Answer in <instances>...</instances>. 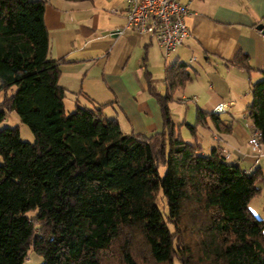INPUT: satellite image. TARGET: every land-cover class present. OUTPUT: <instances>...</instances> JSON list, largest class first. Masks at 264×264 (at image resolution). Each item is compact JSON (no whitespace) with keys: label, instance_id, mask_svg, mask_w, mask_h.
<instances>
[{"label":"trees","instance_id":"trees-1","mask_svg":"<svg viewBox=\"0 0 264 264\" xmlns=\"http://www.w3.org/2000/svg\"><path fill=\"white\" fill-rule=\"evenodd\" d=\"M46 6L0 0V85L16 87L0 104V124L16 112L35 137L0 131V264H24L31 249L44 264H142L140 249L153 264H264V221L249 208L264 174H247L217 148L203 154L197 129L208 117L230 130L218 115L198 110L196 125L186 124L193 142L172 119L175 92L192 80L188 66H167L164 95L146 72L164 120L154 135L125 134L101 109L67 114ZM233 65L252 69L247 54ZM251 95L248 117L264 144V75Z\"/></svg>","mask_w":264,"mask_h":264},{"label":"crops","instance_id":"crops-1","mask_svg":"<svg viewBox=\"0 0 264 264\" xmlns=\"http://www.w3.org/2000/svg\"><path fill=\"white\" fill-rule=\"evenodd\" d=\"M184 2L193 13L186 19L191 35L166 60L150 34L140 35L128 27V0H47L48 57L59 63L65 107L69 102L75 109H101L103 117L116 119L125 134L154 135L163 130L164 120L148 90L146 72L164 95L167 66L184 63L192 80L175 92L173 101L178 96L180 102L193 98L197 109L208 114L220 104L228 106L218 116L230 130L217 131L208 117L202 125L208 141L197 133L203 154L210 155L217 148L247 174L257 170L264 174V144L256 151L248 143L256 131L248 117L251 86L264 75V35L257 30L258 25H264V0ZM238 53L249 56L251 71L233 65ZM157 72L164 74V79L158 81ZM186 124L183 120L178 125L181 132ZM192 139L185 140L196 141ZM257 186L261 193L249 208L264 221V180Z\"/></svg>","mask_w":264,"mask_h":264},{"label":"built area","instance_id":"built-area-1","mask_svg":"<svg viewBox=\"0 0 264 264\" xmlns=\"http://www.w3.org/2000/svg\"><path fill=\"white\" fill-rule=\"evenodd\" d=\"M127 25L138 34H150L162 48L165 59L181 47L190 37L186 19L193 15L184 0H128ZM228 110L220 104L213 114L220 115ZM256 151L262 147V134L255 131L248 140Z\"/></svg>","mask_w":264,"mask_h":264},{"label":"rangeland","instance_id":"rangeland-1","mask_svg":"<svg viewBox=\"0 0 264 264\" xmlns=\"http://www.w3.org/2000/svg\"><path fill=\"white\" fill-rule=\"evenodd\" d=\"M161 74L160 72H157L155 76L158 81H160L162 78L164 79V74L162 75ZM158 86L161 87L160 89L162 90L161 84H159ZM15 91H16V87H13L5 92L1 90V85H0V104L4 101L6 97L12 96ZM178 99L179 96L176 97V100L171 103V112L174 123H176L178 126L180 123L183 122V120H185L187 124L193 126L196 125L198 109L195 106L194 101L192 100L193 98H187L186 100L181 102L178 101ZM72 107L73 106L68 102L66 108L67 114H71L76 110L75 108ZM15 127H20L21 141L28 143L35 142V137L31 132L30 128L22 123L17 113L16 112L8 113L6 119L0 124V131L5 128H15ZM182 128L183 130L181 134L183 135L184 139H192L190 130L186 127V125ZM197 133L199 138H201V140L204 139L205 141H208L206 137L208 133L202 128V126H198ZM164 173H165V169H161V174L164 175ZM158 205L163 213L167 212V209L165 208V202L163 199L159 198ZM34 215L35 214L33 212L29 214V216L31 217H33ZM184 237L189 239L188 234H186L185 232H184ZM137 255L139 257V261L142 264H153L148 253L145 250L143 249L138 250ZM44 263H45V257L42 254L37 253L33 249H31L28 252L26 260L24 262V264H44Z\"/></svg>","mask_w":264,"mask_h":264},{"label":"water","instance_id":"water-1","mask_svg":"<svg viewBox=\"0 0 264 264\" xmlns=\"http://www.w3.org/2000/svg\"><path fill=\"white\" fill-rule=\"evenodd\" d=\"M257 30H259L260 32H262V34L264 35V25L260 24L257 26Z\"/></svg>","mask_w":264,"mask_h":264}]
</instances>
